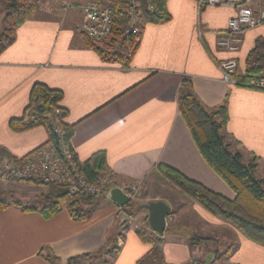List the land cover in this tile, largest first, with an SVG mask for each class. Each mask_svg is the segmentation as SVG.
Returning <instances> with one entry per match:
<instances>
[{
    "label": "crops",
    "instance_id": "obj_1",
    "mask_svg": "<svg viewBox=\"0 0 264 264\" xmlns=\"http://www.w3.org/2000/svg\"><path fill=\"white\" fill-rule=\"evenodd\" d=\"M65 1L78 2L49 0L46 8L34 4L32 17L14 29L13 43L0 54V149L17 159L42 146L47 140L43 128L16 133L9 121L23 116L34 84L60 91L78 163L103 153L105 169L113 173L117 187L137 183L139 205L162 201L170 208L162 236L142 224L146 210L129 218L112 264H137L153 247L161 253L159 264H187L192 257L207 260L214 251H229L221 264H264V246L208 213L157 171L158 165L168 166L216 194L234 198L199 154L179 113L178 92L188 81L204 107L214 109L226 102V133L239 144L234 149L244 162L251 155L258 159L255 175L264 181V91L226 84L218 68L222 61L234 60L236 74L243 75L254 42L264 39V25L246 30L234 43L236 50L229 52L218 42L228 36V21L238 3L201 10L197 0H167L170 20L144 25L129 68L123 69L87 47L77 31L81 12H63L60 4ZM245 5L257 11L264 0ZM8 188L13 196L21 195V207L40 209L28 195L36 198L44 188L13 183ZM120 209L102 200L91 218L76 222L65 206L44 219L39 211L22 212L10 205L0 211V264H66L72 257L95 253L115 231ZM132 218L141 219L133 225ZM139 228L161 245L140 241ZM196 235L214 240L192 246L190 237ZM48 256L60 261L51 263Z\"/></svg>",
    "mask_w": 264,
    "mask_h": 264
},
{
    "label": "trees",
    "instance_id": "obj_2",
    "mask_svg": "<svg viewBox=\"0 0 264 264\" xmlns=\"http://www.w3.org/2000/svg\"><path fill=\"white\" fill-rule=\"evenodd\" d=\"M0 1L4 5L3 22L7 26L0 35V54H2L14 41V29L32 17L35 5L30 0ZM126 2L127 0H113L111 3L115 20L109 39L102 44H94L85 38L87 47L93 50L104 62L119 64L123 69L129 68L139 44V42H135V38L132 36L128 38L122 36L128 20L124 10ZM166 2L167 0H151L154 8L152 12L146 11L144 4H140L141 31L145 24H159L170 20ZM263 72L264 39L258 38L245 59L244 74L238 76L235 73L232 78L236 86L248 88L246 85L248 79L261 76ZM61 100L62 93L60 91L49 89L42 84H34L23 116L19 119L10 120L9 128L16 133L43 128L47 134L46 143L53 142L55 144H59L60 141L56 134V130L60 128L63 132L62 143L72 150L70 147L72 128L64 123L67 112L60 106ZM178 110L199 154L214 174L232 191L234 198L229 200L216 194L165 165L157 166L158 173L166 182L175 186L182 194L208 213L229 223L253 243L264 246V181L257 179L255 175L258 159L251 155L250 160L244 162L241 152L234 149L239 144L232 141L226 133L228 121L226 102L217 108L208 109L193 94L190 82L183 81L178 92ZM0 155L8 156L3 149H0ZM74 159H76L75 154ZM78 165L88 181H92L96 175L108 171L105 169L103 153H98L83 164L78 163ZM28 183L47 188V192L39 197L43 206L40 209L21 207L17 204L12 206L20 208L22 212L39 211L44 219L54 217L65 206L73 221L83 222L91 218L99 201L106 200V194L100 197H89L72 193L64 187L42 185L37 182ZM141 205L130 202L120 209V217L122 214H125L128 219L135 216L142 211L138 210ZM9 206L0 200V211ZM128 219L125 222H121L120 218L118 219L115 231L98 251L72 257L66 261V264H112V259L119 254L116 242L119 238H123L121 229H127ZM141 222L145 227H148L147 217L143 218ZM136 235L144 243L156 246H160L162 243L161 240L146 238L145 232L140 228L136 229ZM189 241L192 246H197L211 240L192 236ZM214 253L220 260L229 251L219 255L216 251ZM161 259L159 249L153 247L137 264H145L148 261L159 264ZM46 260L51 263L60 261L50 256L46 257Z\"/></svg>",
    "mask_w": 264,
    "mask_h": 264
},
{
    "label": "built area",
    "instance_id": "obj_3",
    "mask_svg": "<svg viewBox=\"0 0 264 264\" xmlns=\"http://www.w3.org/2000/svg\"><path fill=\"white\" fill-rule=\"evenodd\" d=\"M77 3L65 1L60 4L63 12L80 10L82 21L77 31L94 44H102L109 39L114 26L113 0H77ZM250 0H197L199 9L209 6H222L226 3H238L236 15L228 21V36L221 38L218 44L227 51L234 52V43L246 30L255 29L264 25V11H253L245 3ZM49 0H38L36 5L46 8ZM144 4L146 11L154 10L151 0H127L124 5L127 24L123 30V37H134L135 42L140 40V4ZM222 73V80L226 84H235L233 76L238 68L234 60L222 61L218 65ZM248 88L264 91V77L257 76L248 79ZM59 144L44 143L36 150L22 158L0 156V182H37L42 185L64 187L74 193L89 197H100L116 186L112 172L98 174L92 181H88L79 169L74 153L62 143L63 132L56 130ZM130 200L131 194L139 191L137 183H127L121 188ZM187 264H211L197 257H193Z\"/></svg>",
    "mask_w": 264,
    "mask_h": 264
},
{
    "label": "water",
    "instance_id": "obj_4",
    "mask_svg": "<svg viewBox=\"0 0 264 264\" xmlns=\"http://www.w3.org/2000/svg\"><path fill=\"white\" fill-rule=\"evenodd\" d=\"M70 192L74 193V191ZM105 199L117 205L119 208L127 206L131 201L129 196L117 186H113L108 190ZM138 210H146L148 212V227L158 236H162L165 229V219L170 213L169 206L162 201H155L141 205L138 207ZM127 219L128 217L125 214H122L120 217L121 222H125Z\"/></svg>",
    "mask_w": 264,
    "mask_h": 264
},
{
    "label": "rangeland",
    "instance_id": "obj_5",
    "mask_svg": "<svg viewBox=\"0 0 264 264\" xmlns=\"http://www.w3.org/2000/svg\"><path fill=\"white\" fill-rule=\"evenodd\" d=\"M31 2H33L34 4H36V1H38V0H30ZM261 10H263L264 11V7H261L260 8ZM3 16H4V6H3V4H2V2L0 1V35H1V33H2V31H3V29L5 28V27H7L5 24H4V22H3ZM13 183V185H15V184H18V185H25L26 183H28V182H12ZM11 182H6V183H0V192H5L4 190H7V191H9V192H5V193H0V200L2 201V202H5L6 204H9V205H13V204H17V205H21V204H19V203H21L22 202V199H21V195H17V196H13L14 195V192H12V194H11V192H10V190H9V188H8V185H10V184H12ZM29 184V183H28ZM5 185V187H3ZM29 185H33V186H36V185H34V184H29ZM38 187H40V188H44L45 190H44V192L42 193V194H40L39 196H37L36 198H35V196H33V195H28V197L29 198H31L32 199V197L34 198V200H33V203H32V205H34V204H36V202L37 203H39V204H41L40 206L42 207L43 206V202L40 200V198L39 197H41L42 195H44L46 192H47V188L46 187H44V186H38ZM13 188V190L15 191V192H17L18 190H19V188H15L14 186L12 187ZM43 191V190H42ZM126 193H129L130 191L129 190H126L125 191ZM141 197V190L140 191H138V192H136L135 194H131V201L130 202H134V203H136V204H140V201H139V198ZM31 205V204H30ZM40 207V208H41ZM132 217H134V216H132ZM131 218V217H130ZM137 218V217H136ZM141 218H138L137 220H135V218H132V219H130V222L133 224V225H137V223H138V221L140 220ZM129 220V219H128ZM141 221H142V219H141ZM129 222V223H130ZM197 236V235H196ZM192 237V236H191ZM190 237V238H191ZM206 239V238H205ZM211 241L212 240H214V239H212V238H209ZM207 243H201V244H199V245H206ZM198 246V245H197ZM221 251H222V249H221ZM209 252V251H208ZM210 253V257L208 256V258H207V260H202V261H204V262H206V263H208V262H210L211 264H221V259L220 260H218L217 259V255H215V253L214 252H209ZM219 255V254H218ZM193 258V257H192ZM191 258V259H192ZM202 259V258H201ZM190 261V260H189ZM188 261V262H189ZM224 261V260H223ZM145 264H158V263H151L150 261H148V262H146ZM223 264V263H222Z\"/></svg>",
    "mask_w": 264,
    "mask_h": 264
}]
</instances>
